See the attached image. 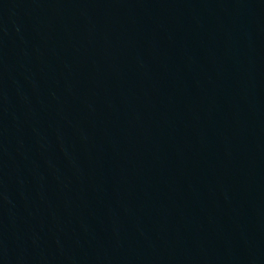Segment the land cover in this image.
I'll use <instances>...</instances> for the list:
<instances>
[{"label": "water", "instance_id": "water-1", "mask_svg": "<svg viewBox=\"0 0 264 264\" xmlns=\"http://www.w3.org/2000/svg\"><path fill=\"white\" fill-rule=\"evenodd\" d=\"M0 264H264V0H0Z\"/></svg>", "mask_w": 264, "mask_h": 264}]
</instances>
